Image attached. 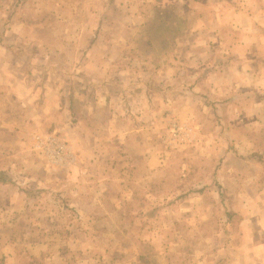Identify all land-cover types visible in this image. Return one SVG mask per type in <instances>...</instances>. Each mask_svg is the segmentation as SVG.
<instances>
[{
    "label": "rangeland",
    "instance_id": "rangeland-1",
    "mask_svg": "<svg viewBox=\"0 0 264 264\" xmlns=\"http://www.w3.org/2000/svg\"><path fill=\"white\" fill-rule=\"evenodd\" d=\"M0 264H264V0H0Z\"/></svg>",
    "mask_w": 264,
    "mask_h": 264
}]
</instances>
